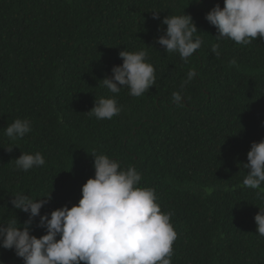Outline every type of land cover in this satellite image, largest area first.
<instances>
[{
  "label": "trees",
  "instance_id": "obj_1",
  "mask_svg": "<svg viewBox=\"0 0 264 264\" xmlns=\"http://www.w3.org/2000/svg\"><path fill=\"white\" fill-rule=\"evenodd\" d=\"M216 4L223 8L224 0H0L1 223L17 219L22 227L29 219L11 204L17 193L34 201L51 194L41 215L76 205L82 186L94 178L95 152L125 170L135 167L139 186L154 189L161 210L174 213L172 264L219 262L215 245L226 247L225 264H264V237L250 222L264 207V184L259 190L243 185L251 144L264 140L247 145L253 137L246 128L264 123V40L246 46L218 41L205 19ZM103 6L131 18L144 15L141 25L123 19L116 41L92 36L89 13ZM183 13L203 41L187 62L151 41L156 26L160 35L166 30V16ZM56 43L77 48L82 57L64 50L57 58ZM217 43L219 57L211 50ZM135 48L147 53L158 82L147 97H131L126 87L114 96L101 80L120 66L121 50ZM192 69L196 76L182 88ZM173 92L181 93L182 106L170 102ZM100 98H115L120 114L111 120L88 114ZM17 118L31 121L32 131L8 141L4 129ZM61 128L68 148L56 134ZM36 151L49 153L44 166L27 173L13 169L15 154ZM9 173L23 178L19 186ZM38 223L32 222L31 235L46 234ZM0 264H10L2 252Z\"/></svg>",
  "mask_w": 264,
  "mask_h": 264
},
{
  "label": "clouds",
  "instance_id": "obj_2",
  "mask_svg": "<svg viewBox=\"0 0 264 264\" xmlns=\"http://www.w3.org/2000/svg\"><path fill=\"white\" fill-rule=\"evenodd\" d=\"M185 14L166 16L162 20V24L167 26L166 30H162L163 34L160 35L156 26L151 41L155 46H162L166 53H178L181 60L187 62L202 47L203 41L198 35L194 37L198 29L192 17ZM89 15H94L95 30L92 36L106 42L120 39L123 19L130 24L141 25L144 16L131 18L127 13L119 15L114 6H103ZM152 18L159 20V13L153 12ZM205 19L217 30L215 38L218 41L227 38L246 46L257 38L264 40V0H224L223 8L216 4ZM84 35H88L87 32L81 31V36ZM56 48L55 56L60 58L65 49L57 43ZM219 49V43L212 45L211 50L217 57L220 56ZM65 51L68 55L73 52V56L82 57L77 48ZM119 57L120 66H113L111 76L101 80L103 86L114 96L124 87L131 97L151 94L158 76L147 53L137 48L123 49ZM235 65V59L230 61V66ZM195 76V69L190 70L181 87L192 82ZM182 99L180 92H173L170 102L182 106ZM121 111L115 98H100L94 101V107L88 114L98 120H111ZM246 128L253 137L247 145L264 136L263 122ZM31 131V121L17 118L4 129V134L8 141H15ZM56 134L68 148L71 141L65 140L62 128ZM91 156L94 158V178H89L82 186L81 199L76 205L70 208L65 205L50 214L41 215V209L50 201L51 194L35 201L22 193L12 198L13 208L28 214L29 219L22 227H17V219L7 224L0 222V252L8 263L172 264L176 256L173 242L177 239L171 223L174 213L161 210L154 189L139 186L142 176L135 167L129 166L125 170L118 161L107 155L94 152ZM48 157L47 151L19 152L11 158L10 163L17 172L27 173L44 166ZM148 159V156L140 158L142 162ZM243 166L247 169L243 185L252 190L261 189L264 184V140L251 144L247 163ZM9 174L19 186L23 178L16 173ZM261 208L255 217H250V222L255 220L257 235L264 237V207ZM36 218H39L37 226L45 229L46 234H30ZM226 254L224 245H215L212 255L220 257L221 261H213V264H225Z\"/></svg>",
  "mask_w": 264,
  "mask_h": 264
}]
</instances>
